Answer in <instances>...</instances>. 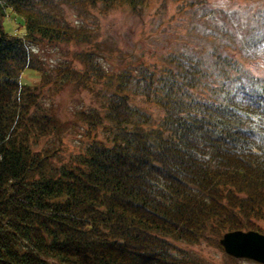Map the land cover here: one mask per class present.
I'll return each instance as SVG.
<instances>
[{"label":"trees","instance_id":"obj_1","mask_svg":"<svg viewBox=\"0 0 264 264\" xmlns=\"http://www.w3.org/2000/svg\"><path fill=\"white\" fill-rule=\"evenodd\" d=\"M82 1L135 8L144 0ZM55 8L53 0H0V264H200L179 244L231 230L264 234L256 224L264 222V141L256 131L264 76L216 48L104 83L99 108L73 113L88 134L103 135L78 161L56 164L53 150L33 148L66 123L37 111L35 87L20 80L32 69L29 50L2 21L18 17L27 42L78 39ZM246 32L260 33L264 45V28ZM250 45L244 39L240 56L264 59ZM62 74L81 79L70 68ZM129 94L162 111L155 125Z\"/></svg>","mask_w":264,"mask_h":264},{"label":"rangeland","instance_id":"obj_2","mask_svg":"<svg viewBox=\"0 0 264 264\" xmlns=\"http://www.w3.org/2000/svg\"><path fill=\"white\" fill-rule=\"evenodd\" d=\"M53 2L55 14L81 33L78 39L27 42L22 36V26L18 27V17L7 15L2 25L7 33L21 37L29 50L32 69L24 70L20 80L35 87L37 111L54 113L66 123L58 137L44 136L33 144L35 150H53L56 164L78 161L95 135L103 140L100 129L96 134L95 131L88 134L87 124L77 122L73 113L99 108L104 83L114 82L118 73L135 75L141 69L159 72L171 65L169 59L174 54L206 53L216 48L231 54L255 76H264V59H244L239 51L244 39L254 43L250 45L254 52L264 50L260 33L245 36L251 24L264 28V0H144L135 8L122 1L111 7L100 2L90 5L82 0ZM87 56L100 68L101 76L88 66ZM66 68L78 72L80 81L63 78L62 71ZM129 100L150 115V126L162 116L155 104L140 96L129 94ZM256 131L260 134L257 138L264 141V125ZM256 224L264 230V222ZM179 246L182 253L200 264H259L247 259L232 261L218 246V240L210 236L198 243Z\"/></svg>","mask_w":264,"mask_h":264},{"label":"water","instance_id":"obj_3","mask_svg":"<svg viewBox=\"0 0 264 264\" xmlns=\"http://www.w3.org/2000/svg\"><path fill=\"white\" fill-rule=\"evenodd\" d=\"M223 251L234 259L264 264V234L254 230H231L218 239Z\"/></svg>","mask_w":264,"mask_h":264}]
</instances>
